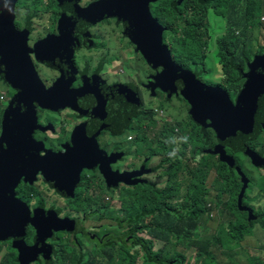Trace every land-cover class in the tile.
Returning <instances> with one entry per match:
<instances>
[{"label": "water", "instance_id": "obj_1", "mask_svg": "<svg viewBox=\"0 0 264 264\" xmlns=\"http://www.w3.org/2000/svg\"><path fill=\"white\" fill-rule=\"evenodd\" d=\"M18 2L0 0V79L15 91L1 120L0 241L13 239V247L18 251L21 264L36 263L38 260H33L36 250L42 254L48 252L45 259H51L49 254L53 250L45 242L50 237L51 229L76 230L75 220L68 217L58 220L55 212L44 219L41 209L36 213L42 225H37V217L32 220L28 205L17 198L16 188L22 180L32 185L37 181L35 177L41 174L50 187L70 198H75L72 197L73 192L84 170L98 166L108 182L112 181L104 164L105 149L101 148L98 136L102 131L117 134L112 132L106 122L116 109L107 104L104 92L94 87L93 78H87L79 88L70 86L78 74L73 62L76 50L80 47L76 34L82 32L88 35L87 29L91 24L87 17L101 14L104 3L113 9L108 16H116L124 22L126 35L158 73L152 77L149 87H159L169 92L170 96L180 92L193 120L216 133L217 144L206 152L219 155L221 162L242 176L244 185L238 199L239 209L253 215V211L242 206L249 180L236 166V159L227 153L226 147L237 148L256 168H264V156L245 147L246 142L257 139L264 130V75L259 72V68L264 70V63L255 64L262 61V57H255L254 63L249 65L250 72L241 70L246 81L233 100L224 88L197 80L191 71L173 59L170 49L164 44L165 29L151 14V0H103L85 9L77 5V0H64L61 5L71 15L70 18L62 15L58 35L40 40L34 45H31L27 30L16 28L15 11ZM38 63L54 68L61 74V78L50 88L46 87L38 74ZM122 92H117V99L129 108L122 104L118 113L124 131L132 118H135L130 109L135 111L134 105L140 106V98L128 86H124ZM91 102L95 104L92 118L74 127L70 145H65L64 150L49 149L44 141L36 139L35 133L42 126L37 115L39 109L57 112L71 108L74 112L85 114L91 110ZM55 219L66 225H55ZM29 225H35L39 235L35 245L37 248L32 250L21 239L26 236Z\"/></svg>", "mask_w": 264, "mask_h": 264}, {"label": "trees", "instance_id": "obj_2", "mask_svg": "<svg viewBox=\"0 0 264 264\" xmlns=\"http://www.w3.org/2000/svg\"><path fill=\"white\" fill-rule=\"evenodd\" d=\"M158 5L166 7L167 0H161ZM158 5L156 4L155 16L167 20L168 24L163 23V19H159L158 21L167 29L164 33V41L169 46L168 48L172 53L173 59L183 67L194 70L200 78L204 76L205 68L210 67V62L206 61L205 58L212 43V39L209 36L216 32L215 29L210 30V16L214 17L212 27L218 29L217 32H223V35L215 37V42L218 54L224 61L223 66L226 74L231 75V77L238 76L240 78V75L236 73V69L242 67V70L249 71L248 65H252L255 57L264 51L262 45L253 43V40H256L259 34H262L260 31H264V21H262L264 17V0H176L164 13L160 12ZM220 85L230 93L231 98L234 100L235 95L239 92L238 88L240 84H231L225 80ZM124 86H128L134 90L129 85ZM123 95L126 98V94L123 93ZM1 110L2 106L0 105V117ZM130 110L135 117L132 120L136 119L138 122H135L133 125L131 129L132 134L140 138H142V134H152V128L158 123L154 110L148 111L143 109L139 112ZM262 115H264V112ZM188 119L189 123L194 126L193 130L189 128L186 119L181 116L180 119L176 118L173 127L169 128V123H167L157 137L165 138L167 143L173 145L172 139L174 135L181 134L184 138L187 137L188 141L194 142V145L190 146V148L193 151L192 158L196 161V164L189 162L185 171L191 181V186L195 185L196 190L189 186H183L184 189L180 190L174 187V198L182 200L177 205L178 207L167 203L166 193L157 196L156 201L158 205L146 202L148 205L145 206L153 210L152 225H146L144 230H137L138 234L145 232L149 236V239H141L137 236H135L136 238L130 237L128 232H121L122 246L117 255H114L111 243L109 249L103 248L100 254H95L88 259H82L85 264H137L138 261H141L142 264H192L193 262L201 264L199 257L202 255L204 245H206V253L209 260L214 264L216 260L215 247H221L225 244L221 240L225 227L215 229L211 236V243L197 236L198 230H204L200 226L199 214L202 212L204 216L206 212V204L201 203L204 198L201 197L197 190L203 184L209 185L207 182L211 175H214L213 188L218 202H222L223 194L225 193H229L230 198H232V201L228 198V201L225 203V210L228 219L234 222L235 225H229L226 235L231 237L235 230H239V235H242L249 233L254 228L256 222L251 221L250 225H246L248 223L246 213L240 212L237 208L239 207L237 204L241 185L240 177L238 175L235 177L232 172L233 169L221 162L219 156L210 155L206 152L207 149H211L217 144L216 133L212 129L202 128L194 124L195 122L190 117ZM177 126L181 128V131H175ZM35 137L37 140H43L39 131L35 133ZM252 142L253 140L246 142L245 147ZM232 146L234 145L232 144ZM226 150L228 154L230 153L236 158L238 166L245 171V164L241 157L233 154H241L242 152L233 147H226ZM184 158L179 159L183 160ZM245 159L249 161L246 156ZM38 176L43 180L42 187L45 193L41 194V189L35 185H30L29 190L24 192L22 187L26 188L24 184L27 186V183L22 180L16 190L17 198L23 202L42 201L45 205L55 207L49 203L47 192L55 195L58 203L61 201L62 195L56 189L50 187L41 174ZM259 177L260 180L264 178L260 174ZM218 185H221L223 190H220ZM84 187V180L81 177L73 192L72 197L75 198H70L71 196L65 194L68 197L65 199L66 202L70 203L79 200L76 197L80 189H85ZM246 197L251 196H248L246 193ZM206 198L212 203L210 211L212 212L214 209H217L218 205L214 204L211 196L208 195ZM188 201H194L200 211L185 214L184 210L194 209V207L189 208L185 206ZM204 201L206 202V199ZM253 202H258L257 205H264V188L262 191H258L256 199ZM253 202H246L244 200L243 204L252 208L256 216L260 214L264 215V211L257 210V205L253 204ZM112 204L118 205V211L115 214L122 215L121 222H128V225L125 227L126 229L132 226L144 225L143 221L140 223V220H138L142 215L140 207L126 206V204H124V207L117 202H112ZM100 207L103 209L99 203L94 204L91 202L86 208L94 211ZM239 214L244 215L243 218L238 217L237 215ZM153 238L164 242L165 245L168 243L175 244L176 251L171 259L163 256V251H156V242ZM140 246L141 250L137 249ZM178 249L181 250L178 252ZM10 250L14 251L12 246ZM93 252L96 253L97 248ZM15 253L16 257L14 259H11L9 255L6 256L3 264H18L16 260L17 252Z\"/></svg>", "mask_w": 264, "mask_h": 264}, {"label": "rangeland", "instance_id": "obj_3", "mask_svg": "<svg viewBox=\"0 0 264 264\" xmlns=\"http://www.w3.org/2000/svg\"><path fill=\"white\" fill-rule=\"evenodd\" d=\"M53 2L52 0H19L17 4V9L15 13L17 12L19 14V21L25 22L27 20L32 28L34 30L41 29L40 34L37 36L38 40H44L49 37L56 36L48 35L47 32L49 30V20L51 18V14L53 16ZM29 9L31 10V15L28 20V13ZM18 10V11H17ZM53 11V12H52ZM18 18V15H17ZM57 19L56 15L53 16L51 21H55ZM263 21V19H262ZM214 22V17H209V23L211 25V29H215L216 32L212 33L209 38L212 39L211 47L207 51L206 54V61L210 62V67H221L224 63V61L221 59V57L218 54V48L217 44L215 42V37L223 35V32H217L218 29L212 27ZM209 30V31H210ZM55 31V30H54ZM208 32V31H207ZM262 34H264V31H260ZM262 34H259L258 38L256 40H253V43L262 45L264 47V37ZM30 36V35H29ZM118 43V40L114 38L113 31L111 29H108L104 33V44L103 46L105 48L112 49L114 45ZM258 57H262V61L255 62V64L260 65L264 63V51H262L260 54L257 55ZM75 60L77 61V64L80 66V62H87L90 64L93 69H95L98 64L96 61H94L92 58H89L85 55V49L80 50L75 57ZM122 68V69H121ZM120 69L122 70V74H124L128 81H132L134 83H140V79L142 78L145 80V74L142 68L136 66L135 64H130L129 60L126 56V54H122L121 57L116 58V66L114 70L117 73H120ZM260 70V68H259ZM236 73L238 74L237 70ZM220 73H217L216 78H218ZM264 75V74H263ZM52 76H56L55 73H52ZM209 77V75H207ZM53 79L48 80L47 82L49 84L53 83ZM209 83V82H206ZM0 84L4 88V90L7 92V100L2 103V112L0 117V135H1V120L4 112L6 111L7 107L9 106L8 103L10 99L15 95V91L6 84L3 80L0 79ZM214 85L213 83H210ZM144 91V90H143ZM143 108L148 111H152L153 108H156L157 106L164 108L166 110V114H163L164 118L168 120L169 124L168 127L171 128L175 124V120L178 117H185L188 113V107L186 105H181L176 103L170 104V105H156L153 108L148 107V100L145 98L147 97V93L143 92ZM58 112H50L46 111L44 113V122L43 125L45 127V134L41 132L40 135L43 133V137L45 136L47 139L46 141L43 139V141L46 144H49L51 146L56 144V148L59 145L61 139H59L58 135L61 133V131H65L66 133L64 135L67 136V132L71 131V128H68L67 125L70 123H67L68 121L65 119L64 121L58 122L57 121V115ZM75 117L79 114L78 112H73ZM81 119V118H80ZM136 123H138L136 121ZM164 123L163 121H160L157 123L155 127L152 128V134L146 133L142 134V138H140L141 141L144 142H154L158 146V150H152L150 148V143H148L146 146H144L139 156H137L135 159L131 160L128 164V167L131 169V171L137 172V177L139 181L135 183L134 181H120L118 184H115L114 182L117 180L116 177H114L113 174V168H111L107 174L111 175V184L106 185L103 184L102 186H99L97 189L93 190L94 192L98 193H90V197L92 200H88L86 198V201H91L94 204L99 203L103 209L100 207L96 211H94L90 217L91 220L86 223L85 225H103L102 228L99 229H93L89 232L90 238H84L80 235H77L76 239L78 240L76 242V239L73 237L72 234H70L67 231H55L53 237L49 240L50 245L53 247V252L49 255L55 259V264H85L84 260L87 259L91 253L95 249V243L99 240L101 242H104V235L105 233H113L118 234L119 230L117 227H114V225H128L127 221L121 222V220L118 218V216L113 215V212L118 211V205L117 204H108L105 201L104 197H111L113 199H110L111 202H117L120 205L126 204V206H137L141 208L142 215L138 218V220L144 222V225L139 226H132L129 229H125L129 234L136 235L138 233L139 229L144 230L146 228V225H152V208L145 206L148 205L146 202L150 204H157L156 198L159 194H163L165 192V189H172L175 187V189H184L183 186H190L191 181L189 180L187 173L185 171V168L189 162H192L193 164H196V161L193 160L192 155L193 151L189 149V146H193V141H187L183 136H174V144L171 145L165 141V138H159L157 135L159 132L163 129ZM105 132L101 136V141L104 143V140L109 138L111 140L112 135H109L108 131H102ZM127 132L121 133L118 137H120V143L121 145L127 144ZM258 142L256 143V147H264V130L257 138ZM254 141V140H253ZM45 144V145H46ZM111 144V143H110ZM103 149V148H102ZM156 152L161 154L159 156V162H158V168L159 170H155L152 161L150 158L152 156H155ZM182 152H185V158L183 160L179 159ZM129 152H125L124 156L128 158ZM235 156H240L245 164V171L247 173L248 178L253 181L254 177L258 176L260 174V168H253L245 159L244 154H237L233 153ZM126 157H121L120 160H125ZM233 175L237 177V174L235 170L232 171ZM261 173L264 175V169H261ZM104 175V174H102ZM103 181L106 180L105 177L100 176ZM214 178V175H211L208 180L209 185H213L212 179ZM35 179H38V176L35 177ZM36 183V181L34 182ZM99 184V181H98ZM26 187V184H24ZM165 188V189H164ZM218 188L220 190H223V187L221 185H218ZM254 188V189H253ZM264 188V178L261 179L258 182H254L253 187H249L247 190V195L251 196L246 199L248 202H253L256 199V195L258 191H262ZM241 196V193L240 195ZM81 198V197H80ZM161 198V197H160ZM49 203L53 204V206L57 207L55 205L54 200H49ZM255 205H257L258 202H253ZM38 208L35 209L36 211H39L42 206L38 205ZM87 204L83 205V208H86ZM110 207V210L108 208ZM125 207V206H124ZM257 210L264 211V205H257ZM58 209V208H57ZM57 215H62L60 210H57ZM63 214H68V211L64 212ZM210 219L208 218L207 214H204L203 221L205 222L204 225L208 227L206 230L207 232L214 230L218 227V225L224 223L225 218L223 216L219 215V211L217 209H214L212 212L209 213ZM47 215L45 218H48ZM94 217V219H92ZM75 220V219H73ZM250 220H253L256 222V225H264V215L259 216H253L251 215L249 218V222L246 225H250ZM113 221H115L113 223ZM110 223V224H105ZM29 228V229H28ZM26 232V236H22L21 239L25 240L27 245L29 246V249L32 250L34 248H37L35 245L37 244L39 240V235L37 231V227L34 225V227L30 226L28 227ZM261 227H256L254 230L259 234V236H262L263 232L260 230ZM229 229H224L221 240L225 243L228 239L236 238L239 236V230H235L231 237L226 235V232ZM97 236V238H95ZM211 236L212 234H208V237L205 239L206 242L211 243ZM92 240L89 244V240ZM112 240V239H111ZM9 241V240H8ZM156 251H163V256H166L168 258H172L175 251L176 246L174 243H168L164 248L160 247L158 244V241L156 242ZM98 244V243H97ZM207 244V243H206ZM102 248V245L100 246ZM112 248L114 255H117L120 247L117 244V242H112ZM138 249V248H137ZM55 251V254H54ZM48 252L44 253L42 256V252L40 250H36L35 258L33 260H38L40 263L44 262V258H46V255ZM9 257L11 259H14L16 257V253L13 250H9ZM43 258V259H41ZM18 261V257L16 258ZM201 264H213L206 253V245L203 246V252L202 255L199 257ZM47 263V259H46ZM32 264V263H30ZM37 264V263H36ZM118 264V263H116ZM137 264H142L141 261H138Z\"/></svg>", "mask_w": 264, "mask_h": 264}, {"label": "flooded vegetation", "instance_id": "obj_4", "mask_svg": "<svg viewBox=\"0 0 264 264\" xmlns=\"http://www.w3.org/2000/svg\"><path fill=\"white\" fill-rule=\"evenodd\" d=\"M64 0H52L53 2V16L56 15L57 19L55 21H51L53 16L51 14V18L49 20V30L47 32L48 35H53L55 34L56 36L59 33L58 30V25H59V21L63 18L62 15H65V17H69L70 18V14H68V11H66L61 3ZM103 0H77V5L82 8H88L91 5L97 4L102 2ZM161 0L158 1H152L149 4L150 7V11L151 14L153 15V17L156 20L159 19H163V23L165 22L167 23V20L165 18H160L155 16L156 14V4L158 5L159 2ZM176 0H167V6L166 7H159V10L161 13H164L168 10L169 6L174 3ZM18 11V10H17ZM113 11V9L109 8L108 6H106V4L104 3L101 6V14H93L88 16V21L89 24H91L90 27H88L87 32L88 35H84L82 32L77 33L76 34V38L77 41L80 44V47L77 48L76 53L74 55V59L73 62L75 64V66L78 69V74L76 75V78H74V80L71 81V88H79L81 86L84 85V81L90 78H93V85L94 87H98L99 89H101L108 102L107 104L109 105H113V108L116 109V111L110 115L107 118V124L109 125L110 129H112V132L117 133V134H111L109 132V135H112L111 140H109V138L104 140V143H102L101 141V136L103 133L105 132H101L100 135L98 136V140L100 143L101 148L105 149V155H106V159H105V165L108 169V171L113 168V174L114 177L117 178V180L123 181H134L135 183H137L139 181L138 177H137V172L136 171H131V169L128 167V164L130 163L131 160L135 159L137 156H139L141 149L146 146L148 143H150V148H152V150H158V146L157 144H155L154 142H144L141 141L139 137H137L135 134H132L131 129L133 128V125L135 124V122L137 121L132 120V123H129V126L126 130H122L121 126L123 124H121L118 120V113L121 110V105H125L124 102H119V100L117 99V92L120 91L122 92L123 89V85H129L131 86L138 94V97L140 98L139 101V105H134L135 108V112H139L140 110H143L145 108H143V104H142V100H143V92L147 93V97H145L148 100V107H154L156 105H170L173 103H178L181 105H186L185 99L181 96L180 92L179 94H172L170 96L169 92H165L162 89H160L159 87L153 89L151 87H149L150 83L153 81L152 77L156 76L158 73L151 68L150 64H148L146 62V60L144 59V57L141 54V51L138 50L137 45L130 39V37L128 35H126V27L124 22L119 19L116 16H108L111 12ZM28 20L30 18L31 15V10L29 9V13H28ZM16 15H18V18H16V28L20 31L23 30H27L29 36V40L31 42V45H34L35 43H37L38 40L37 36L40 34L41 29L39 30H34L31 26V24L25 20V22H21L19 20V14L16 12ZM159 22V21H158ZM162 24V23H161ZM163 26V25H162ZM163 28L164 33L167 30L164 26ZM111 29L113 31L114 34V38L118 40V43L116 45H114V47L112 49H107L103 46L104 44V33L108 30ZM55 30V31H54ZM163 33V36H164ZM164 44L166 46H168L166 44V42L164 41ZM169 47V46H168ZM85 49V55L89 58H92L94 61L97 62L98 66L93 69V67L88 64L87 62H80V66L77 64V61L75 60L76 54L82 50ZM122 54H126L129 63L130 64H135L136 66L140 67L143 69L144 74H145V80H143L142 78L140 79V83H134L132 81H128L126 76L124 74H122V68L120 69V73H117L114 68L116 66V58L121 57ZM33 58L36 59V57L34 55H32ZM36 69L39 72V74L41 75V77L43 78V80L45 81L46 85L48 87L52 86L57 79L61 78V74L54 68L45 66V65H41V64H36ZM52 73H55L56 76H52ZM53 83L49 84L47 81L50 79H53ZM206 79L213 81L212 79H210L209 77L206 76ZM227 82L230 83H234V82H239L238 81V77H228L226 78ZM74 81V83H73ZM215 84V83H213ZM245 81H242V83H240V87L238 88V90H240L241 86H244ZM219 86H221L220 84H217ZM144 90V91H143ZM123 94V93H122ZM124 96V95H123ZM125 97V96H124ZM13 98V97H12ZM11 98V99H12ZM111 102V103H109ZM91 104V110H89L87 113L85 114H81L79 113L77 115V117H75L74 115V111L71 108H66L63 110H60L58 112L57 115V121L61 122L64 121L65 119L68 121L67 123H70L69 125H67L68 128H71V131L67 132V136L64 135L66 133L65 131H61V133H59L58 137L59 139H61L59 145L57 146L58 148H56V144L54 143L53 146L46 144V147L49 149H55L56 151H61L64 150L63 147L65 145H70L71 142V135L72 132L74 130V127L76 125L82 124V123H86L88 122L92 116L91 113L93 111V108L95 106V104H93L92 102ZM127 109H129L127 107V105H125ZM46 111L48 110H44L41 111L40 116H39V121H41L42 123L44 122V113H46ZM39 115V114H38ZM81 118V119H80ZM41 130L39 131L40 134L41 132L44 133L43 129L45 128L44 125L40 126ZM119 132H127V144L126 145H121L120 143V137H118L120 135ZM43 133L41 135V137L46 141V137H43ZM45 134V133H44ZM258 142V140L256 139L255 141H253L252 143H249L246 147H250L252 150L260 153L262 156H264V147H256V143ZM111 143V144H110ZM125 152H129L128 154V158L126 156H124ZM161 154H159L158 152H156L155 156H152L150 158V160L152 161V164L155 168V170H159L158 168V162H159V156ZM121 157H126L125 160H120L118 161ZM247 161V160H246ZM253 168H256L254 166V164L250 161H247ZM105 177L104 175H102L99 167L97 166L94 169H90V170H84L81 174L82 179L84 180V184H85V189H80L78 196L76 198H79V200H76L75 202H66V196L64 194H61V201L58 203L56 196L47 192V197L50 201H52V199L55 202V205L57 207H51V205H45L42 201H27L26 203L29 205V209L31 211V215H32V220H34L35 216L37 217V225H42L41 220L38 218L36 210L38 207V205H41L42 208L45 212V214H47V212L49 210H55L57 212V210L59 209L61 212V216L62 217H70L72 219H75L76 221V225H77V229L74 233H70L73 235V237L76 239L77 235H80L84 238H90V234L89 232L93 229H99L102 228L103 225H85L86 223H88L91 220L90 215L96 211L97 209H95L94 211H91L87 208H83L84 204H87V206L91 203V201H86V198L88 200H92V198L89 196L90 193H98V192H94L93 190L97 189L99 186H102L103 184L106 185H110L112 181L106 180L103 181L101 179V177ZM259 176V175H258ZM256 176V177H258ZM262 176V175H261ZM260 177H258L259 179ZM38 182H36L34 185L41 189V194H44L45 191L42 187V182L43 180L41 179L40 176H38ZM99 181V184H98ZM119 181V182H120ZM118 182V183H119ZM117 183V184H118ZM30 185L27 184L26 188L22 189L25 191L29 190ZM18 188H16L17 190ZM81 197V198H80ZM105 201L108 204H111L112 202H110V199H113L111 197H104ZM54 204V203H53ZM58 208V209H57ZM100 209V208H99ZM108 210H110V207L108 208ZM68 211V214H63L64 212ZM113 215L118 216L119 219L122 218V215L120 214H115L114 211ZM92 219H94V217H92ZM115 221H113L114 223ZM105 224H110V223H105ZM30 227V225L28 226ZM114 227H117L118 229L121 228V225H114ZM29 229V228H28ZM123 233H126V231L123 230ZM54 235V234H53ZM105 237V241L101 242L100 238L99 240L95 243V248H97V252L94 253L92 252L91 256L98 254L104 246L108 245L112 239V237H117L118 239H120V233L118 234H113V233H105L103 234ZM53 237V236H52ZM130 237H134L133 234H130ZM95 238H97V236H95ZM51 239V238H50ZM47 240V243H49V240ZM98 239V238H97ZM78 240L76 239V242ZM90 242H92V240H89V244ZM7 243V248H10V245L8 242ZM98 243V244H97ZM102 245V248H100V246ZM55 254V251H54ZM43 259V258H41ZM56 259V258H55ZM54 259V260H55ZM40 263V262H39ZM43 263H46V260H44Z\"/></svg>", "mask_w": 264, "mask_h": 264}, {"label": "clouds", "instance_id": "obj_5", "mask_svg": "<svg viewBox=\"0 0 264 264\" xmlns=\"http://www.w3.org/2000/svg\"><path fill=\"white\" fill-rule=\"evenodd\" d=\"M263 19V21H264V17L262 18ZM263 35V34H262ZM263 37H264V35H263ZM180 65V64H179ZM180 66H182V65H180ZM183 67V66H182ZM183 68H185V67H183ZM248 68H249V65H248ZM186 70H189V71H191L195 76H196V79L197 80H200V81H202V82H204V83H206V82H209V83H206V84H208V85H212V84H210V83H215L214 85H217V84H221V83H223L225 80H226V78H228V77H231V75H228V74H226L225 72H224V66L222 65L221 67H209V68H205V74H204V76L202 77V78H200L197 74H196V72L194 71V70H192V69H190V68H185ZM237 70V72H238V74L240 75V78L238 77V81L239 82H237L238 84H240V83H242V81H246V79L244 78V76H243V73L241 72V70H242V67H240V68H237L236 69ZM243 71H245V70H243ZM249 72H250V68H249ZM259 72H261V73H263L264 74V70L263 69H260L259 70ZM217 73H220V75H219V77L218 78H216V75H217ZM38 74H39V72H38ZM40 75V74H39ZM207 75H209V78L210 79H212L213 81H215V82H212V81H210V80H208V79H206V76ZM40 77H41V75H40ZM236 78V77H235ZM41 79L43 80V78L41 77ZM43 82L45 83V81L43 80ZM226 82H227V80H226ZM228 83H230V82H228ZM234 83H236V82H234ZM231 84H233V83H231ZM45 85H46V83H45ZM46 87L47 88H50V87H48L47 85H46ZM222 87V86H221ZM242 87L243 86H241V89H242ZM223 88V87H222ZM241 89L239 90V92L241 91ZM226 90V89H225ZM227 91V90H226ZM228 92V91H227ZM229 93V92H228ZM230 94V93H229ZM264 95V94H263ZM263 97V96H262ZM261 97V98H262ZM150 108H153V107H150ZM153 110H154V112H155V114H156V118L158 119V122H160V121H163V123H164V126L167 124V123H169L168 122V120L167 119H165L164 118V116H163V114H166V110L164 109V108H159V106H157L156 108H153ZM41 111H44V110H38V112H37V115H38V117L40 116V114L42 113ZM41 112V113H40ZM188 117H190L191 118V120H193V118L191 117V115H189V109H188V113H187V116H185V117H183V118H185L186 119V122H187V124H188V126H189V128L191 129V130H193L194 129V126L192 125V124H190L189 123V119H188ZM179 119L181 118V117H178ZM195 123L194 124H196V125H198L199 127H202V128H204L202 125H200V124H198V123H196V121L195 120H193ZM39 123L40 124H42L43 125V123L41 122V121H39ZM131 123H132V121H131ZM208 123H209V121H208ZM164 128V127H163ZM206 129H208V128H206ZM210 129V128H209ZM175 131L176 132H179V131H181V128L180 127H176L175 128ZM36 132H38V131H36ZM174 136H182L181 134H176V135H174ZM217 136V135H216ZM187 141H188V139H187V137L185 138ZM38 140H40V139H38ZM43 141V140H42ZM172 144H174V137H173V139H172ZM214 148V147H213ZM213 148H211V149H207V150H212ZM189 149H191L190 148V146H189ZM206 150V151H207ZM227 151V150H226ZM209 154V153H208ZM210 155H212V154H210ZM229 155H231V156H233L232 154H230L229 153ZM214 156H219V155H214ZM185 157V152H182L181 153V155H180V157L179 158H184ZM220 157V156H219ZM234 157V156H233ZM235 158V157H234ZM236 159V158H235ZM224 163V162H223ZM236 166L241 170V172L246 176V178L249 180V183H248V188L246 189V191H245V194H244V197H243V200H242V206L243 207H246V208H248L249 210H251V211H253L254 212V210L252 209V208H250V207H248V206H245L244 204H243V202H244V200L246 201V199H247V197H246V193H247V190L249 189V187H253V184H254V182H258L259 180H260V178L258 179V177H254V179H253V181H251L249 178H248V176H247V173L240 167V166H238V164H237V161H236ZM232 169V168H231ZM264 169V168H263ZM233 170H235V169H233ZM235 172L237 173V175L240 177V180H241V185H240V188H239V195H240V193H241V191H242V188H243V182H242V176L239 174V172L237 171V170H235ZM260 175H262L263 177H264V175L261 173V169H260ZM212 181H213V179H212ZM27 184H29V183H27ZM35 184V183H34ZM34 184H32V185H34ZM29 185H31V184H29ZM213 186L214 185H207V184H203L202 186H201V188L199 189V190H197L198 192H199V194L201 195V197H203L204 199H206V202L204 201V199H202V201H201V203L202 204H206V212H205V214H207V216H208V218L210 219V216H209V213L211 212L210 211V209L212 208V203H210V200H208V198H206V196H211V198H212V201L214 202V204H216V205H218V207H217V210L219 211V215L220 216H223L224 218H225V221H224V223H222V224H220V225H218V227L217 228H220V227H225V229H229L228 227H229V225H235V223L234 222H232L231 220H229L228 219V217H227V214H226V210H225V203L228 201V198H230L231 196H230V194L229 193H225V194H223V199H222V202H218V200L216 199V192L214 191V188H213ZM190 188H194L195 190H196V187H195V185H190L189 186ZM165 189V188H164ZM254 189V188H253ZM172 190V191H171ZM164 193H166V197H167V203H169L170 205H174V206H177L179 203H181V199H179V200H177V199H175L174 198V188H172V189H165V192ZM163 193V194H164ZM205 196V197H204ZM231 199V201H232V198H230ZM239 199V198H238ZM247 202V201H246ZM249 202V201H248ZM26 203V202H25ZM27 204V203H26ZM254 204V203H253ZM28 205V204H27ZM185 206L186 207H189V208H192V207H194V209H192V210H190V209H188V210H184L185 211V214H192L193 213V211H200L199 210V208H198V206H196V203L194 202V201H188L186 204H185ZM237 206H238V204H237ZM28 207H29V205H28ZM178 207V206H177ZM30 208V207H29ZM42 210V212H43V214H44V216H43V218L45 219V217L48 215L49 217H50V214H51V212H55L56 213V211L55 210H49L48 212H47V214H45V212H44V210L43 209H41ZM240 212H242V213H246V215H247V213H249V211H246V210H240V209H238ZM203 215H202V212L199 214V221H200V226H202L203 228H204V230L203 231H200V230H198L197 231V236L199 237V238H201V239H206L207 237H208V234H213V232L215 231V229L214 230H211V231H209V232H207L206 230L208 229V227L206 226V225H204V221H203V217H202ZM238 217H241V218H243V216L244 215H237ZM56 217L58 218V220H61L62 218H66V217H62L61 215H57V213H56ZM68 218H70V217H68ZM70 219H72V218H70ZM57 219H55V225H66L65 223H61L60 221H58ZM247 221L249 222V217L247 216ZM251 221H253V220H251ZM250 221V222H251ZM246 222V221H245ZM262 226V228H264V225H255L254 226V228L252 229V230H250V232L249 233H245V234H242V235H239V236H237L236 238H231V239H228L226 242H225V244L223 245V246H221V247H219V246H217V247H215V254H216V260L214 261V264L216 263V261L218 260V258L220 257V256H223V254H225V253H227L228 251H230L231 250V248L233 249L236 245H239V246H241V247H243V244L245 243V241L248 239V238H250L251 236H252V234H253V232L255 231L254 229L256 228V227H261ZM126 227V225H121V228L120 229H118L119 230V233H121V232H123V230L124 231H126L125 228ZM216 228V229H217ZM76 229H77V225H76ZM55 229H51L50 230V237H48V238H46V240H45V242H46V245H47V247L49 246L52 250H53V247L50 245V244H48L47 243V240L48 239H50V238H52V236H53V234L55 233ZM60 231H67V232H69V233H74L76 230L74 229V231H68V230H60ZM127 232V231H126ZM134 237L135 236H137V237H139V238H148L149 239V236L145 233V232H142V233H140V234H136V235H133ZM136 238V237H135ZM154 239V238H153ZM155 240V242H157L158 241V244H160L159 246L160 247H162V248H164L166 245H165V243L164 242H161V241H159V240H156V239H154ZM6 242H8L9 243V245H10V248L8 249L7 248V243ZM112 242H117V244L119 245V247L121 248V246H122V241H120V239H118L117 237H112V240L110 241V243L108 244V245H106V246H104L103 248L105 249V248H107V249H109V247H110V245H111V243ZM157 244V243H156ZM11 246L13 247V239H9V241L7 240V241H0V264H3L4 263V260H5V257L6 256H8L9 255V250L11 249ZM48 247V248H49ZM13 249H14V252H17V257H18V251L13 247ZM139 250H141V246L138 248ZM103 250V249H102ZM102 250L100 251V252H102ZM181 249H178L177 251L179 252ZM197 250V249H196ZM100 252L98 253V254H100ZM197 254H198V251H197ZM222 254V255H221ZM42 256H43V254H42ZM89 258V257H88ZM87 258V259H88ZM55 258H53V257H51V259H49V260H47V263H39V261H37L36 263L37 264H54L55 263V260H54ZM44 260H46L45 258H44ZM36 263H34V264H36ZM18 264H21L20 262H19V260H18Z\"/></svg>", "mask_w": 264, "mask_h": 264}, {"label": "crops", "instance_id": "obj_6", "mask_svg": "<svg viewBox=\"0 0 264 264\" xmlns=\"http://www.w3.org/2000/svg\"><path fill=\"white\" fill-rule=\"evenodd\" d=\"M247 216L250 218L249 213ZM253 216H256L254 212ZM260 231L263 232L262 236L254 231L243 247L236 245L233 249L231 248L230 251L220 256L215 264H264V228Z\"/></svg>", "mask_w": 264, "mask_h": 264}, {"label": "built area", "instance_id": "obj_7", "mask_svg": "<svg viewBox=\"0 0 264 264\" xmlns=\"http://www.w3.org/2000/svg\"><path fill=\"white\" fill-rule=\"evenodd\" d=\"M7 96H8L7 92L4 90V88L0 84V105L1 106H2V103L7 100Z\"/></svg>", "mask_w": 264, "mask_h": 264}]
</instances>
